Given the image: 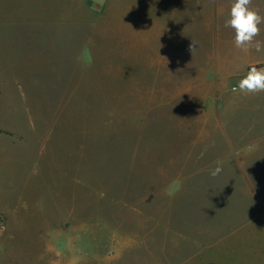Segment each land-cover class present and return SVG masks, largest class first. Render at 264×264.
Returning <instances> with one entry per match:
<instances>
[{
	"label": "rangeland",
	"instance_id": "rangeland-1",
	"mask_svg": "<svg viewBox=\"0 0 264 264\" xmlns=\"http://www.w3.org/2000/svg\"><path fill=\"white\" fill-rule=\"evenodd\" d=\"M69 1L0 0V264H264L233 0Z\"/></svg>",
	"mask_w": 264,
	"mask_h": 264
},
{
	"label": "clouds",
	"instance_id": "clouds-1",
	"mask_svg": "<svg viewBox=\"0 0 264 264\" xmlns=\"http://www.w3.org/2000/svg\"><path fill=\"white\" fill-rule=\"evenodd\" d=\"M264 23V16L260 10L252 5V0H233L231 4L229 18L225 21V27L234 30V47L241 52L247 53L250 50L256 52L264 51V41L258 40L260 35V25ZM196 48V42L190 45L193 53ZM233 93L244 95L257 94L264 92V67L251 66L232 88ZM222 162H217V167L211 172L213 177L222 171Z\"/></svg>",
	"mask_w": 264,
	"mask_h": 264
},
{
	"label": "crops",
	"instance_id": "crops-1",
	"mask_svg": "<svg viewBox=\"0 0 264 264\" xmlns=\"http://www.w3.org/2000/svg\"><path fill=\"white\" fill-rule=\"evenodd\" d=\"M70 3H92L93 1L92 0H89V1H69Z\"/></svg>",
	"mask_w": 264,
	"mask_h": 264
}]
</instances>
